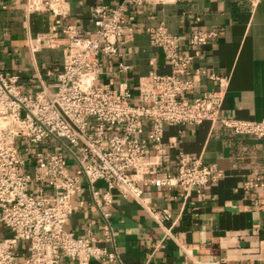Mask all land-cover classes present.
<instances>
[{
    "label": "crops",
    "instance_id": "0c3cea01",
    "mask_svg": "<svg viewBox=\"0 0 264 264\" xmlns=\"http://www.w3.org/2000/svg\"><path fill=\"white\" fill-rule=\"evenodd\" d=\"M123 0H63L62 15L26 12L23 0H0V68L19 77L21 91L33 95L43 88L53 91L60 73L66 41L61 29L74 26L80 35L92 36L93 9L112 10ZM125 31L117 43V56L100 64L96 85L124 87L130 103H144L141 90L151 85V75H168L172 68L160 49L149 40V29L162 24L177 36L182 51L189 52L187 39L198 32L216 36L202 49L198 59L184 73L193 80L188 98H204L225 90L218 116L239 121H264V0H164L157 5L125 8ZM55 30L58 45L49 48L40 37ZM127 67L120 73L118 65ZM149 123L141 138L147 136ZM162 142L168 146L155 174L146 179H162L177 174L180 154L205 166H215L219 176L197 191L186 190L170 181L156 186L138 182V200L111 191L110 223L115 250L121 264H264V136L236 134L219 121L198 126L164 125ZM52 139L39 145L21 140L18 147L27 159L23 172H32L34 154H48L56 147ZM156 156L152 143L147 159ZM73 173L75 163L68 161ZM260 178L261 186L246 189L244 183ZM83 190L71 197L75 211L64 228L79 238L102 237L99 212L85 180ZM94 189L103 193L105 184ZM10 237L0 226V244ZM99 246H106L103 242ZM16 251L27 252L18 242ZM59 264H80L61 260ZM88 264H98L91 260Z\"/></svg>",
    "mask_w": 264,
    "mask_h": 264
},
{
    "label": "built area",
    "instance_id": "2783aa9c",
    "mask_svg": "<svg viewBox=\"0 0 264 264\" xmlns=\"http://www.w3.org/2000/svg\"><path fill=\"white\" fill-rule=\"evenodd\" d=\"M26 12H48L60 16L63 0H23ZM255 1V0H253ZM164 0H123L115 9L105 6L93 9L92 36H82L74 26L61 29L66 41L63 64L53 91L45 88L28 95L18 86L19 77L0 68V226L10 237L0 244V264H59L61 260L88 264H121L115 250L110 223L111 191L138 200V182L156 186L170 181L189 190L199 191L219 176L215 166H205L180 154L174 177L148 180L155 174L168 146L162 142L164 125L198 126L204 121H219L236 134L260 139L264 121L249 122L222 119L218 116L225 83L206 97L188 98L193 80L184 75L188 66L216 36L214 32L194 33L187 39L189 52L181 49L177 36L162 24L149 29V40L160 49L172 68L168 75H151L150 87L141 90L144 103H130L131 93L124 87L96 85L100 64L117 56V43L126 28L125 8L157 5ZM49 48L58 45L55 30L40 37ZM120 73L127 67L119 64ZM150 132L141 138L143 126ZM45 139L56 143L48 154H34L33 171L23 172L27 159L17 140L39 145ZM152 143L156 156L147 159ZM75 163L73 173L68 161ZM82 180L90 187L91 199L98 209L102 237L79 238L64 228L75 211L71 197L83 190ZM101 181V193L94 184ZM260 178L244 183L246 189L261 186ZM27 244V252L16 251L18 242ZM103 242L106 246H99ZM211 264V263H210Z\"/></svg>",
    "mask_w": 264,
    "mask_h": 264
},
{
    "label": "rangeland",
    "instance_id": "374dc122",
    "mask_svg": "<svg viewBox=\"0 0 264 264\" xmlns=\"http://www.w3.org/2000/svg\"><path fill=\"white\" fill-rule=\"evenodd\" d=\"M19 143H21V140H19V141L17 140L16 144L18 145Z\"/></svg>",
    "mask_w": 264,
    "mask_h": 264
}]
</instances>
